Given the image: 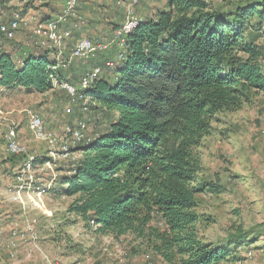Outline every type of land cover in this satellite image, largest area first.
<instances>
[{
  "label": "trees",
  "instance_id": "trees-1",
  "mask_svg": "<svg viewBox=\"0 0 264 264\" xmlns=\"http://www.w3.org/2000/svg\"><path fill=\"white\" fill-rule=\"evenodd\" d=\"M164 1L127 36L124 60L116 45L87 60L102 69L87 90L89 111L106 124L94 135L89 130L91 139L79 144V158L59 179L62 192L76 197L70 211L87 226L94 221L99 232L155 241L154 250L169 262L180 256V264H218L232 246L258 234L239 229L222 244L200 236L196 197L222 188L198 179L196 149L215 113L239 106L251 90L264 93L257 42L264 0L241 1L227 13L208 0ZM3 45L1 89L46 93L53 78L78 84L90 69L75 83L67 68L51 69V46L36 39L30 49Z\"/></svg>",
  "mask_w": 264,
  "mask_h": 264
},
{
  "label": "rangeland",
  "instance_id": "rangeland-1",
  "mask_svg": "<svg viewBox=\"0 0 264 264\" xmlns=\"http://www.w3.org/2000/svg\"><path fill=\"white\" fill-rule=\"evenodd\" d=\"M208 1L213 6L223 7L227 13L244 0ZM156 2L157 0L141 2L139 14L144 18L150 16L153 10L155 11ZM164 2L163 0L162 4ZM63 4V0H58L55 5H32L28 6L24 13L32 20L33 17L47 20L48 17H54ZM80 8L92 18V23L95 22L90 4H84ZM41 12L45 13L42 15ZM102 24L111 31L107 35L110 38L114 23L102 19L93 24L94 34L99 36L96 27ZM25 36H33L31 29L19 31L15 39L3 45L2 50L18 44L23 48H32L34 36L26 39L29 41L27 45L21 43ZM97 40L105 43L109 41L105 36H99ZM257 42L263 50L262 59L264 35L259 37ZM71 43L65 42L67 50L70 49ZM114 50L115 45H110L108 51ZM92 65V61L73 60L67 68L69 77L78 83L82 71L92 68ZM67 105V95L60 88H53L46 93L0 88V108L7 117V123L16 125L19 139L27 145L32 155L40 160L52 158V167L59 173L55 181H52L51 172L48 170L37 173L39 180L36 183V192L42 193L38 196L35 193L29 195L35 198L39 207L34 205V202L29 201L24 206L13 200L10 190L23 157L9 155L5 150L4 141L0 138V217L4 218L0 225V230L4 228L0 233V259L5 258L4 264H42L37 255L24 258V251L19 252L14 260H8L3 249L13 223L25 219L22 215L25 208L28 214L26 216L37 219L36 229L42 248L59 264H180V256L169 262L159 255L153 248L155 241L148 242L147 239L138 238L130 232L122 236L99 232L96 224L87 226L77 214L70 211L71 203L76 197L66 196L62 192L59 178L75 161L67 157H52L47 144L36 140L29 131L27 118V111L32 110L41 115L47 129L55 130L61 135H64L65 124H73L81 117L88 119L91 134L104 129L106 122L98 111L91 109L82 114L81 107L74 106L71 111H67ZM96 108L98 109V106ZM79 146L76 144L71 147L78 158L81 154ZM196 152L201 163L198 179L218 181L222 188L220 192H204L196 197V211L200 215L197 228L200 236L204 241L222 244L227 242L228 236L233 232L239 229L247 231L254 227L258 234L256 239L248 245L236 248L232 246L226 259L218 264H264V93L251 90L239 106L215 113L211 120V129L203 137ZM6 162L9 164H5ZM66 187L63 185V190ZM29 195H25L26 201L30 200ZM14 219L16 221L12 222ZM249 251H252L251 257L247 255Z\"/></svg>",
  "mask_w": 264,
  "mask_h": 264
},
{
  "label": "built area",
  "instance_id": "built-area-1",
  "mask_svg": "<svg viewBox=\"0 0 264 264\" xmlns=\"http://www.w3.org/2000/svg\"><path fill=\"white\" fill-rule=\"evenodd\" d=\"M2 1L0 0V7L2 6ZM34 1L36 0H24L26 3ZM115 1L117 6L124 8L125 17L123 22L113 30L110 42H100L88 36H81L74 42L68 56H65L63 49L65 42L71 40L75 30L86 23V19L78 11L79 0H66L62 12L57 17L37 21L33 25L31 24L32 19L18 10L12 12L8 21L0 19V48L5 41L15 39L19 31L28 28L31 29L34 38H36L37 45L42 47L51 46L53 62L50 66L53 70L68 68L73 60L94 58L98 54L106 52L110 45L117 46V57L119 60H124L127 36L144 20L137 11L138 5L143 0ZM259 63L261 68L264 69V58L260 59ZM101 72L100 66H94L86 70L78 84L53 78L54 88L62 89L67 95V111H71L74 106L81 107L82 112L89 110L92 97L87 93V90L101 75ZM27 115L29 131L36 140L47 144L49 154L52 157H67L76 161L78 157L74 155L71 147L91 139L89 135L90 125L86 118H80L73 124H65L63 128L64 135H61L55 130L47 129L45 121L38 113L28 110ZM0 137L4 140L6 152L9 155L23 157L22 162L18 165L14 176V184L10 190L13 194V200L24 206L29 201L34 202V205L36 204L39 207V204L34 200L35 198L33 199L30 195L35 193L38 196L42 193L41 191L36 192V183L39 180L37 173L48 170L51 172L52 181L58 179L59 173L55 172L52 167L54 165L52 158L41 163L36 162V157L30 153L27 145L19 139L16 125L7 123V117L1 108ZM25 195H29L30 200L26 201V198L24 199ZM22 212L25 219L20 220L21 222L16 221L13 223L14 225L10 228L9 235L3 244L9 258L14 260L20 250L25 249L26 256L37 255L41 259L42 264H59L57 260L44 251L40 244V236L36 229L37 219L26 216L28 214L25 208ZM2 221L3 219L0 217V225ZM91 224H95V222L91 221ZM247 255L251 257L252 251H249Z\"/></svg>",
  "mask_w": 264,
  "mask_h": 264
},
{
  "label": "crops",
  "instance_id": "crops-1",
  "mask_svg": "<svg viewBox=\"0 0 264 264\" xmlns=\"http://www.w3.org/2000/svg\"><path fill=\"white\" fill-rule=\"evenodd\" d=\"M57 1L58 0H36L34 2L26 3V2H24V0H3L2 6L0 7V19H2L4 21H8L9 17L11 16L13 11L18 10V11H21L23 14H25L24 10L28 6L34 5L37 7H39V6L44 7V6H49V5H55V3ZM63 1H64V4H63L62 9L59 12L57 11L58 13L54 17H52V18L48 17V19H53V18L57 17L62 12V10L65 6L66 0H63ZM152 1H154V0H152ZM162 1L163 0H161V1L157 0L156 4L154 3V5L161 7ZM87 3L90 4L91 12H93V15H94L93 18L95 19V22H93V23H92V18H89L88 15L83 13V11L80 8L84 4H87ZM140 6L141 5H138V7H137L138 13L140 12L139 11ZM78 11L80 14H82L84 16V18L86 19V21H85L86 23L83 26H81L79 29L75 30L73 38L71 40H68V41L72 42L71 47L73 46L74 42L81 36H88V37H92L94 39H97V37H99V36H105L108 38V40H109L108 42H110L112 39V36L110 35V38H109L107 35H109L111 33V31L109 29H107V27H104L103 24L99 25L98 27H96V29L98 30L96 33H98V35H99V36H97L94 34V32L92 30L93 24L96 23L97 20L101 21V19L103 21H107L110 23L120 24L123 22L124 17H125L124 8L117 6L115 0H79ZM153 12H154V10H153ZM43 13H45V12H41L42 15H43ZM39 17H40V15H39ZM104 18H106V20H104ZM37 21H41V20H38L35 17H33L31 24L33 25ZM79 31H81V32L77 33ZM31 37L33 38V36H30V37L25 36L23 38L24 41L21 43H23L25 45L29 44V41L26 39H30ZM34 39H36V38H34ZM71 47H70V49L67 50L66 46L65 45L63 46L65 56H68V54L70 53ZM4 145H5V143H4ZM5 150H6V148H5ZM5 164H9V162H6ZM1 218L4 219L3 217H1ZM13 221H16V220L14 219V220H12V222ZM3 229L4 228L2 227L0 230V233H1V231H3ZM23 251L25 254L24 255V258H25V256H26L25 249L20 250V252H23ZM5 252L7 254L8 260H12L9 258L7 251H5ZM1 261H2L1 263L5 262V258L3 257V259Z\"/></svg>",
  "mask_w": 264,
  "mask_h": 264
}]
</instances>
